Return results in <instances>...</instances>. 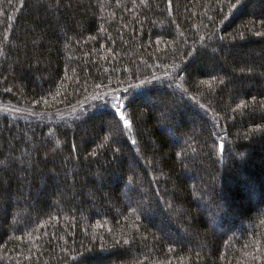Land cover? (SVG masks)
<instances>
[{
    "label": "trees",
    "instance_id": "obj_1",
    "mask_svg": "<svg viewBox=\"0 0 264 264\" xmlns=\"http://www.w3.org/2000/svg\"><path fill=\"white\" fill-rule=\"evenodd\" d=\"M0 264H264V0H0Z\"/></svg>",
    "mask_w": 264,
    "mask_h": 264
},
{
    "label": "snow or ice",
    "instance_id": "obj_2",
    "mask_svg": "<svg viewBox=\"0 0 264 264\" xmlns=\"http://www.w3.org/2000/svg\"><path fill=\"white\" fill-rule=\"evenodd\" d=\"M113 107L115 108V114L117 116H119L120 119L124 121L125 126H127L128 125V121L126 119H124V117L121 115V108L119 106L115 105V104L113 105ZM105 139H107V137H105Z\"/></svg>",
    "mask_w": 264,
    "mask_h": 264
}]
</instances>
